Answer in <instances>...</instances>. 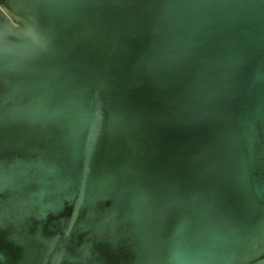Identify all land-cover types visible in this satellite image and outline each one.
<instances>
[{"label": "water", "instance_id": "obj_1", "mask_svg": "<svg viewBox=\"0 0 264 264\" xmlns=\"http://www.w3.org/2000/svg\"><path fill=\"white\" fill-rule=\"evenodd\" d=\"M0 264H264V0H0Z\"/></svg>", "mask_w": 264, "mask_h": 264}]
</instances>
